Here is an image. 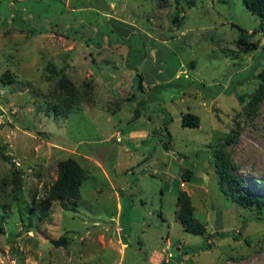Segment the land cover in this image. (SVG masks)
Instances as JSON below:
<instances>
[{"label":"rangeland","instance_id":"1","mask_svg":"<svg viewBox=\"0 0 264 264\" xmlns=\"http://www.w3.org/2000/svg\"><path fill=\"white\" fill-rule=\"evenodd\" d=\"M179 8L0 0V264H264V210L237 204L216 166L228 156L264 196L261 18L243 0ZM63 75L82 96L68 114L51 106ZM68 158L88 172L77 210L54 201L42 216L33 201ZM180 191L204 234L185 231Z\"/></svg>","mask_w":264,"mask_h":264},{"label":"trees","instance_id":"2","mask_svg":"<svg viewBox=\"0 0 264 264\" xmlns=\"http://www.w3.org/2000/svg\"><path fill=\"white\" fill-rule=\"evenodd\" d=\"M177 8L180 9L183 0H174ZM246 8L253 14H257L261 18L260 28L264 29V0H243ZM188 6L194 5L196 0H185ZM183 7V6H182ZM242 36L238 39L246 49H257V43H253L249 40V31L241 28ZM135 77L138 78L139 89H143V76L135 70ZM56 72L50 75L51 78L56 76ZM9 78L4 77V81L8 82ZM58 87L63 92V95L59 96L57 102L51 103L54 111L61 114H68L72 112L74 103L80 102L82 96L78 90L74 87V84L63 75L58 80ZM66 96V97H65ZM68 97V100L66 99ZM182 125L186 127H198L200 124V118L191 112L183 114L181 119ZM236 136V135H235ZM237 137H233L236 140ZM217 172L219 174L220 188L224 192H229L231 198L239 205L245 208H257L259 211L264 210V196L254 195L246 191L245 179L233 172V165L228 156L219 153L217 155ZM191 171H188V179L191 176ZM88 172L82 167L75 159L68 158L60 161L59 163V176L47 197L36 203L33 201L32 209L39 211L42 216H47L50 212V208L54 201H59L64 208L71 211L77 210L78 200L81 198V185L87 178ZM178 218L181 221L185 231L192 234H204L206 231L205 226L198 222L193 216V206L190 198L185 192L180 191L178 194ZM4 233L3 223L0 221V234ZM56 246H60L66 243V237L63 236L58 240L52 241Z\"/></svg>","mask_w":264,"mask_h":264},{"label":"crops","instance_id":"3","mask_svg":"<svg viewBox=\"0 0 264 264\" xmlns=\"http://www.w3.org/2000/svg\"><path fill=\"white\" fill-rule=\"evenodd\" d=\"M111 18H112V16H111ZM115 20H117V19H115ZM118 21H120V20H118ZM147 82H149V81H147ZM146 84V83H145ZM124 243H126V242H124ZM127 244V243H126ZM154 256V255H153ZM152 260H153V257H152Z\"/></svg>","mask_w":264,"mask_h":264},{"label":"built area","instance_id":"4","mask_svg":"<svg viewBox=\"0 0 264 264\" xmlns=\"http://www.w3.org/2000/svg\"><path fill=\"white\" fill-rule=\"evenodd\" d=\"M182 185H183V183H182Z\"/></svg>","mask_w":264,"mask_h":264}]
</instances>
